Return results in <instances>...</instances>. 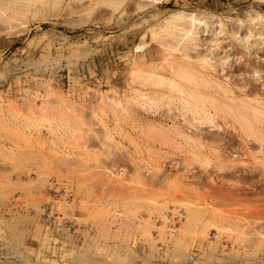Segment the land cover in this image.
I'll return each mask as SVG.
<instances>
[{"label": "rangeland", "instance_id": "obj_1", "mask_svg": "<svg viewBox=\"0 0 264 264\" xmlns=\"http://www.w3.org/2000/svg\"><path fill=\"white\" fill-rule=\"evenodd\" d=\"M145 1L123 0L113 11L94 0H63L55 14L31 21L22 32L20 28L0 31V264H264V248L255 256L243 248L232 253L231 239L222 237L216 244V229L209 230L201 246L189 249L170 238L158 239L164 222L173 228L183 222L182 211H174L185 201L199 204L208 215L220 211L250 230L252 240L256 233L264 238L261 157L258 143L244 136L231 118L227 123L220 119V127L196 122L192 126L173 104L171 108L160 103L154 108L139 106L125 83L124 70L134 44L146 41L156 52L159 46L150 41V30L172 12L204 13L214 18L197 33L190 55L214 48L217 57L210 74L236 101L247 93L264 94V0H165L139 8ZM253 16L261 19L254 21ZM54 93L84 106L85 120L95 130V135H86L84 145L69 142L65 126L55 121L42 127L45 144H37L35 130L9 111L10 102L26 112V100L40 104L43 99L54 100ZM100 95L117 97L127 108L118 111V132L113 130L124 149L113 147L109 155L95 153H104L108 143L103 126L92 115L99 113ZM105 110L112 128L116 116ZM147 124L167 130L173 143L150 141L140 129ZM149 147L166 157L158 159V154L147 151ZM192 149L229 168L194 162L187 167ZM151 158L158 160V170L147 165ZM135 164L143 183L128 189L149 193L161 204L159 210L142 213L154 225L152 247L136 236L129 242L104 241L94 215L83 209L101 206L102 191L89 184L78 186L79 178L95 179L108 170L116 175L124 169L128 177ZM59 198L71 204L68 216L57 207Z\"/></svg>", "mask_w": 264, "mask_h": 264}, {"label": "bare ground", "instance_id": "obj_2", "mask_svg": "<svg viewBox=\"0 0 264 264\" xmlns=\"http://www.w3.org/2000/svg\"><path fill=\"white\" fill-rule=\"evenodd\" d=\"M62 1L0 0V31L3 29L10 33L13 29L20 28L19 32H22L31 21L45 20L48 14H55L60 9ZM164 1L146 0L139 4V8L150 4H162ZM122 2L123 0H94L95 5H106L113 11H117ZM213 18L212 15L204 13H187L181 10L172 12L161 21L156 29L150 30V41L157 42L159 46L156 52L146 41L134 44V52L129 55L124 69L125 83L129 85V90L133 94L132 98L139 106L154 108L160 103L171 108L173 104L186 122L192 126L196 122L198 125L212 124V126L220 127L222 125L220 119L227 123V119L231 118L233 124L238 125V129L244 136L258 143L257 152L261 158H255L259 160L261 167L259 169L264 172V94L256 92L250 97V93H247L245 98L236 101L230 96L231 91L224 84L215 81L210 74V71L215 68L213 61L217 57V51L213 48L209 53L197 56H191L189 53L197 45V33L205 31L207 21ZM251 19L259 21L261 17L253 16ZM159 63H161L160 66ZM45 87L46 90L51 88L47 82ZM54 94V100L43 99L40 104L26 100L28 103L26 112L10 102L9 111L12 116L21 118L26 126L33 129L32 131L35 130L34 135H36L33 136L37 144L42 146L45 144L40 135L42 127L45 125L51 127L52 122L55 121L65 126L69 142L84 145L86 135H95V130L92 128L93 123L85 120L83 115L84 106L77 107L65 100L63 96ZM47 95L50 94L47 93ZM99 102L101 104L98 109L99 113L94 111L92 115L99 119L105 130L104 139L108 143H104V153L100 151L95 153L109 155L113 147L124 149L120 142L115 141L113 130L118 132V121L120 120L118 111L126 112L127 108L117 97L108 98L100 95ZM106 108L116 116L114 117L115 125L112 128L105 119L107 117ZM229 125L232 126V124ZM140 129L141 134L152 142H158L161 145L173 143L168 131L162 127L147 124L140 126ZM234 129L237 128L234 127ZM196 143L201 146L200 142ZM136 147L139 148L138 145ZM195 147L200 150L198 146ZM198 150H189L191 161L187 163V167L194 162L201 167L215 166L218 170L229 168L219 161L213 162L208 155ZM147 151L155 152L152 147H149ZM155 153L158 154V159L166 157V153L158 149ZM157 163L158 160L151 158L147 165L158 170L160 166ZM137 164L128 177L124 169H120L116 175L108 170L95 179L85 176L79 178L78 186L82 189L85 184H89V187L97 186L102 191L103 204L101 206L90 209L84 207L83 209L94 215L98 226L97 233L104 241L113 239L129 242L132 237L136 236L142 244L152 247L156 241L152 235L154 225L149 219L144 218L142 213L159 210L161 204L149 193L128 189V187L143 183ZM50 203L52 204V201ZM55 203L64 216H68L73 211L67 198H59ZM178 211H182L180 215L184 217L183 222L177 228L168 226L164 222L158 229V239L170 238L178 247L189 249L194 245L201 246L207 239L209 230L216 229V244H220L219 240L222 237L231 239L233 241L230 249L232 253H240L243 248L244 253L255 256L264 248V238L260 233H256L257 237L252 240L253 234L250 230L240 228L239 223L231 221L218 210H212L208 215L199 204L185 201L177 206L174 213ZM53 223L58 224L59 221L54 220ZM97 250L101 252L100 245Z\"/></svg>", "mask_w": 264, "mask_h": 264}]
</instances>
